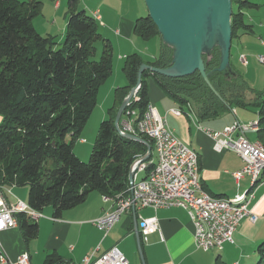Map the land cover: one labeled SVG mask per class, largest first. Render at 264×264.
<instances>
[{
  "label": "trees",
  "instance_id": "16d2710c",
  "mask_svg": "<svg viewBox=\"0 0 264 264\" xmlns=\"http://www.w3.org/2000/svg\"><path fill=\"white\" fill-rule=\"evenodd\" d=\"M77 1L70 0L65 42L60 43L56 36L41 34L33 24L43 0H0V185L26 186L30 208L41 211L51 206L56 216L83 203L93 191L113 197L127 189L131 166L147 155L148 146L118 131V109L136 85L143 63L166 68L173 62V48L163 42L154 59L138 52L127 57L123 69L129 83L116 90V102L100 125L90 160L82 161L73 149L74 140L97 105L101 86L113 73V52L93 11L79 8ZM236 1L239 7L233 10L231 18L233 37L238 36L240 27L249 29L241 8L252 5L249 0ZM134 31L144 39L161 36L149 14L136 20ZM96 41L104 42L99 59L95 58ZM204 58L207 72L214 70L210 80L216 91L199 71L168 77L145 70L139 99L127 109L137 111L136 121L143 117L149 104L147 78L154 77L179 108L185 111L190 104L205 119L219 117L237 107L255 108L260 138L264 141V90L252 87L234 66L238 83L215 71L220 63L217 46L210 59ZM239 84V93L249 91L254 94L253 99L247 100L245 93L237 95ZM139 136L155 149L152 140ZM152 156L153 150L148 159ZM16 217L26 238L37 236L38 221L30 210L18 212ZM257 255L255 264H264V241L258 245ZM45 264L66 262L53 253Z\"/></svg>",
  "mask_w": 264,
  "mask_h": 264
},
{
  "label": "crops",
  "instance_id": "0c3cea01",
  "mask_svg": "<svg viewBox=\"0 0 264 264\" xmlns=\"http://www.w3.org/2000/svg\"><path fill=\"white\" fill-rule=\"evenodd\" d=\"M249 1L252 5L241 8L244 21L249 29L240 27L238 36L233 37L231 62L232 55H234V41L239 51L235 57L236 62L240 61L238 56L240 57L241 54L248 56L256 52H260L259 55L264 54V1ZM77 4L79 8L89 11L99 10L102 17L101 29L106 26L113 28L112 36L117 38L119 46L121 43L122 45L128 44V50H132L133 53L138 52L147 58L154 59L159 55L163 42L162 37L157 43L158 52L144 53L138 39L143 41L147 39L140 37L134 31L136 20L149 12L145 0H78ZM42 5L43 8L51 5L56 17L52 24L46 26V35L56 36L62 43L66 35L70 0H46V2L43 0ZM129 55L121 53L118 58L121 61L127 59ZM248 56H246L247 59ZM232 66L235 67L234 63ZM115 70L113 67L111 78ZM115 74L116 78H112L108 87L101 86L100 88L106 91L104 93L106 100L102 104L103 116H106L107 109L115 104L118 87L129 83L125 72L120 74L119 70H116ZM149 103L158 108L175 135L199 154L200 180L210 194L240 202L248 192L254 193L249 205L259 215L257 222L245 218L235 232L234 242L226 243L222 250L212 249L211 251L196 247L194 223L188 210L180 206L158 210L142 207L136 212H126L105 234L94 224V220L114 205L111 200H105V195L93 191L83 203L64 210L60 216L54 215V209L51 206L41 210L42 215L37 213L39 229L34 238L28 239L24 236L19 222L14 228L0 230V264H2V256L8 259L9 264H17L18 258L24 252L30 254L29 264H45L48 255L53 253L63 258L66 264H81L86 255L95 253V258L113 246L121 249L130 264H144L139 250L140 246L146 264H255L258 258L257 247L264 241V182H262L264 180L255 186L252 185L249 175L237 180L233 172L244 167L243 158L234 150H216L213 138L197 126L206 127L204 124L213 123V119L219 117L205 119L198 114L196 107L192 110L189 107L186 109L185 106L182 108L186 110L180 116L169 113L171 108L181 106L160 88H152L149 92ZM1 121L2 116L0 115V123ZM247 135L251 140L261 139L259 130L251 131ZM152 157L154 158V151ZM11 192L8 194L9 200L24 197L28 201L26 186L12 187ZM155 217L158 219L159 226L146 233L148 238L146 241L140 222L142 219L151 220Z\"/></svg>",
  "mask_w": 264,
  "mask_h": 264
},
{
  "label": "built area",
  "instance_id": "2783aa9c",
  "mask_svg": "<svg viewBox=\"0 0 264 264\" xmlns=\"http://www.w3.org/2000/svg\"><path fill=\"white\" fill-rule=\"evenodd\" d=\"M96 11L102 23L101 14L99 10ZM240 59L243 63H248L244 54L240 55ZM258 59L264 64V54L259 55ZM132 102L133 98L128 107ZM189 108L193 110L190 104ZM168 112L177 116L183 114L181 108H171ZM136 115L135 109H126L122 116V118L125 117L122 125L129 133L147 136L153 141V145L160 146V154H156V156H161L160 168L157 173L151 175L150 180H144L142 187H135V178L137 175H142V167L150 159L143 160L141 157L134 161L131 167L133 180L129 182L128 190L113 197L104 196L105 200H111L114 206L94 220V224L100 230L107 234L126 212H136L142 207H151L155 210L173 207L175 205H168V198H171L172 195H185V198L194 203L203 219H206L207 233H200L198 224H194L195 245L205 251L212 250L211 241H218L221 250L226 243L234 242L235 232L245 218L257 222L259 215L249 205L251 198H248V206L244 210H236L227 207L223 200H215L206 196L200 183L194 181L195 154L190 152L186 142L175 135L166 118L156 106L149 103L139 121H136ZM197 126L213 138L216 150H234L243 158L244 167L233 172V176L237 180L245 175L252 178V175L256 174L259 167L264 164V150L260 149L258 143L247 135L251 131H256L255 121L252 123L236 121L222 130ZM10 193H12L11 188L0 185V230L16 227L18 209L27 207L26 201L22 199L9 200L8 194ZM32 210L33 213L41 214L35 208ZM158 226L156 217L151 220L142 219L140 227L145 234L144 240L148 239L146 233L157 229ZM94 255L95 253L86 255L81 264H130L129 259L117 246L111 247L95 258ZM1 261L2 264H9L5 256L1 257ZM29 262V252H24L17 260V264H29Z\"/></svg>",
  "mask_w": 264,
  "mask_h": 264
},
{
  "label": "water",
  "instance_id": "95a60500",
  "mask_svg": "<svg viewBox=\"0 0 264 264\" xmlns=\"http://www.w3.org/2000/svg\"><path fill=\"white\" fill-rule=\"evenodd\" d=\"M148 14L153 19L161 34L162 40L173 48V62L169 67L161 68L143 63L138 72L136 85L121 103L115 126L126 138L145 143L148 146V159L152 153V145L139 135L123 132L120 126L122 116L129 102L142 84L145 70L168 77H183L197 71L205 81L216 91L206 70L204 55L210 53L216 46L221 49V64L219 71L232 70L231 48L233 40L232 13L233 0H145ZM133 180L130 170L129 181ZM140 243V239L138 240ZM143 263H145L142 248H139Z\"/></svg>",
  "mask_w": 264,
  "mask_h": 264
},
{
  "label": "rangeland",
  "instance_id": "374dc122",
  "mask_svg": "<svg viewBox=\"0 0 264 264\" xmlns=\"http://www.w3.org/2000/svg\"><path fill=\"white\" fill-rule=\"evenodd\" d=\"M260 1H264V0H260ZM44 2H46V0H44ZM238 7H239V3L236 0H233V10L237 11ZM55 18L56 17H55L54 8L51 5H46L45 8H43V5H42V12L34 17L33 24L35 25V27H37L38 31L41 34L46 35V31H47L46 26H49L50 24H52L54 22ZM94 18H95V16H94ZM59 19H60V17H59ZM97 21L101 23V20H97ZM40 27H42V28H40ZM113 31H114V29L110 28V26H108V27L106 26V27H103L102 29H100V32L102 33L104 38L108 39L107 37H109L108 40L112 46V52H113V67H114V69L119 70V73L123 74V72H124V69H123L124 66L123 65L125 64L126 59H123L120 61V59L118 57L120 56L121 53L131 54V53H133V51L128 50L129 49L128 44L122 45V43H121V45L119 46L117 43V38L112 36ZM111 37H113V38H111ZM138 40L141 42V43L140 42L139 43L142 45V47H143L142 49H144L142 51L144 53L158 52L157 43L161 40V36L160 37L158 35L152 36L151 38L144 40V41L142 39H138ZM63 42H65V39L63 40ZM235 43L236 42L234 41L233 42V53H234V55H232V62H231L232 65L234 63L235 68L238 69L244 75L245 79L250 83V85L252 87L256 88L257 90H264V64H262L258 59L260 52H256V54H252V55L249 54L251 56L244 54V55L248 56L249 65H247V63L246 64L243 63V61L240 59L239 56H238V60H240V61L236 62L235 57L239 54L238 53L239 51L235 47ZM94 46L96 48L95 58L99 59L102 55V52H103L104 42L103 41H96ZM217 47L220 50V63L217 66L215 71L222 72L228 81L237 82L236 79L238 77V74L236 72H234L232 70L231 71L230 70H226V71H219L218 70V67L221 64V49L219 46H217ZM212 51L208 54H205L204 56L207 57L208 59H210L212 57ZM205 63H206V60H205ZM115 71H114L112 78H114V77L116 78ZM208 73H209V76H211L214 74V70H212L211 72H208ZM112 78L110 77L108 82H106L102 86L108 87V84H110L109 82L112 81ZM147 81H148L149 92H151L152 88H160V90L162 92H164V90L159 85H157L154 77H148ZM239 88H240V84H239L238 89H237V92H238L237 95H242L245 93L247 100L253 99L254 95H252L251 92L245 91V90H242V91L240 90V93H239V91H238ZM104 90L105 89L102 88L99 91L97 105L93 109L91 116H90L88 122L86 123V125L84 126V128L82 129L79 137L74 140L73 149H74L75 153L77 154V156L84 162H88L90 160L95 141H96L98 134H99L100 125H101L102 121L108 116V115L103 116L104 108H103L102 104L106 100V97L104 94L106 91H104ZM237 95L235 94V97ZM137 97H138V94H137ZM134 100H135V98L133 99V101ZM135 101H137V100H135ZM183 113H184V111H183ZM124 119H125V117L122 118L121 122H123ZM213 120H214L213 123H208V125L207 124H204V125L210 129L222 130L227 125L234 124L237 120L244 122V123H252L255 121V125H256V122H258V124H259L258 113H257L256 109L253 107H247V108L246 107H237V108H234L233 111H229V112L219 116V118H216ZM120 126L123 129V125L121 123H120ZM258 127H259V125L257 127L255 126L256 131L259 130ZM123 131L125 132V130H123ZM70 140H71V138L68 137V141H70ZM255 141L258 143L261 142L260 145L262 147H264V144H263L264 142L261 139L255 140ZM153 151H154V158L152 157L151 160L157 159L156 148L155 149L153 148ZM262 182H264V181H262ZM128 187H129V184H128ZM128 187H127V189H128ZM205 191H207V190L205 189ZM210 195H212V194H210ZM247 195H248V198H251L252 196H254V193L248 192L244 196V198ZM212 196H216V195H212ZM216 197H222V196H216ZM21 198L24 201H27L26 198H24V197H21ZM242 200L240 201V203L241 202L243 203ZM240 203H238V204H240ZM26 205L29 206V204H27V203H26ZM18 210H19V212L23 211L20 208ZM33 217L36 218V216H33ZM192 220H193V218H192ZM193 222H194V220H193ZM194 224H195V222H194ZM206 229H207V227H206ZM211 243H212V241H211ZM216 243H217L216 246H211V247H213L211 249L219 250L220 244H218V241Z\"/></svg>",
  "mask_w": 264,
  "mask_h": 264
},
{
  "label": "bare ground",
  "instance_id": "6f19581e",
  "mask_svg": "<svg viewBox=\"0 0 264 264\" xmlns=\"http://www.w3.org/2000/svg\"><path fill=\"white\" fill-rule=\"evenodd\" d=\"M93 15L95 16V18L97 20H100L97 11H94ZM138 91L133 97V99L135 98V100L139 99L137 97ZM255 126L256 127L258 126V122H256ZM123 130H125V132L127 131V129H125L124 125H123L122 131ZM260 143H258L259 148L264 150V147H262L260 145ZM186 146H187V148H190V152L195 154V156H196L195 157L196 167L194 168V181H195V183H200L202 191H204L206 193V196L209 197V198L215 199V200H223V201H225L226 206L230 207L232 209L244 210V208L248 206V195L242 200L243 203L242 202L240 203V202H232V201H230L228 199H225L223 197L212 196L207 191H205V188L203 187V185L201 183V180H200V159H199V154L193 148H191L187 143H186ZM155 148H156L157 154H160V146L159 145H155ZM133 164H132V166H133ZM160 164H161V156H157V159L148 160L147 163L142 167V175H137V177L135 178V187H142L144 180H150L151 175L158 172V169L160 168ZM251 179H252L251 180L252 181V185H254V186L257 185L258 183H260L262 180H264V164L259 167V169L256 172V174L252 175ZM238 203H240V204H238ZM168 205L182 206L183 208L187 209L189 214H190V216H191V218H193L195 224H198L199 232L200 233H206L207 232L206 219H203L200 211L194 206V203L192 201H189L187 198H185V195H172L171 198H168ZM20 209L21 210H30V212H31V214L33 216H37V213H33V210L29 206H27L25 208H20ZM18 212H19V210H18ZM17 225H18V219L16 217V226ZM216 242L217 241H212L211 246H216V244H217ZM219 246H220L219 250H221V245H219ZM211 248H213V247H211Z\"/></svg>",
  "mask_w": 264,
  "mask_h": 264
}]
</instances>
